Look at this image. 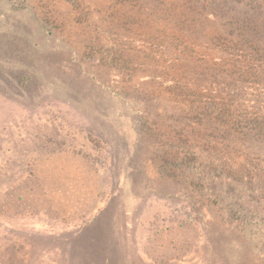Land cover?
Masks as SVG:
<instances>
[{"label": "rangeland", "instance_id": "obj_1", "mask_svg": "<svg viewBox=\"0 0 264 264\" xmlns=\"http://www.w3.org/2000/svg\"><path fill=\"white\" fill-rule=\"evenodd\" d=\"M263 31L264 0H0V264H264V147L205 119Z\"/></svg>", "mask_w": 264, "mask_h": 264}, {"label": "trees", "instance_id": "obj_2", "mask_svg": "<svg viewBox=\"0 0 264 264\" xmlns=\"http://www.w3.org/2000/svg\"><path fill=\"white\" fill-rule=\"evenodd\" d=\"M236 25L237 27H241L242 23ZM248 27V25L244 28L241 27V32L246 33ZM260 34L261 33L256 32L253 35L257 36ZM228 41L231 42L230 40ZM240 41L247 42L248 39L245 36H241ZM235 45H238V42ZM261 48L262 47H251L255 52H258ZM262 51H264V48ZM231 72H238L236 80L233 78L229 85H223L225 88H219L220 93L226 95L229 93V99L220 103L219 108L216 109L218 114H214L213 117L205 113V119L213 124L212 130H215L217 125V129L223 128L222 125H225L224 128L228 129H231V127L236 124L240 125L242 127H238L239 129H237V131L239 130V132L237 133L242 135L241 137L243 140L248 139L250 143L258 142L264 147V101H262L264 100V61H242L240 69L236 67V69L231 70ZM213 79L216 80V77L214 76ZM219 80L217 83H212L216 84L215 86H220ZM233 94H235L236 97L231 96ZM233 105L237 106L236 112H238V114L231 112ZM206 110H208L207 104H205V112ZM224 128L219 131L220 134L217 133L218 136H225ZM208 136L216 137V134H210ZM257 148L259 150L261 147L257 146ZM248 162L250 165V160H248Z\"/></svg>", "mask_w": 264, "mask_h": 264}]
</instances>
